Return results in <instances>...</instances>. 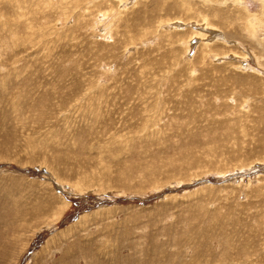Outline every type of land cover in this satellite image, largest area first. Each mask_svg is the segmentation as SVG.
I'll list each match as a JSON object with an SVG mask.
<instances>
[{
  "label": "rangeland",
  "instance_id": "obj_1",
  "mask_svg": "<svg viewBox=\"0 0 264 264\" xmlns=\"http://www.w3.org/2000/svg\"><path fill=\"white\" fill-rule=\"evenodd\" d=\"M0 264H264V0H0Z\"/></svg>",
  "mask_w": 264,
  "mask_h": 264
},
{
  "label": "bare ground",
  "instance_id": "obj_2",
  "mask_svg": "<svg viewBox=\"0 0 264 264\" xmlns=\"http://www.w3.org/2000/svg\"><path fill=\"white\" fill-rule=\"evenodd\" d=\"M242 2V1H241Z\"/></svg>",
  "mask_w": 264,
  "mask_h": 264
}]
</instances>
